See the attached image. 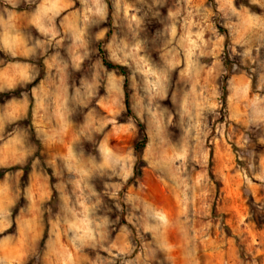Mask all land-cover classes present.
<instances>
[{
	"label": "clouds",
	"instance_id": "9594fccd",
	"mask_svg": "<svg viewBox=\"0 0 264 264\" xmlns=\"http://www.w3.org/2000/svg\"><path fill=\"white\" fill-rule=\"evenodd\" d=\"M0 96V264H264V0H0Z\"/></svg>",
	"mask_w": 264,
	"mask_h": 264
},
{
	"label": "rangeland",
	"instance_id": "374dc122",
	"mask_svg": "<svg viewBox=\"0 0 264 264\" xmlns=\"http://www.w3.org/2000/svg\"><path fill=\"white\" fill-rule=\"evenodd\" d=\"M3 96H0V102L3 100ZM149 183L150 187L152 188L153 193L156 195V197L162 201H167L170 203V198L166 195L165 191L158 185L156 184L151 177H149Z\"/></svg>",
	"mask_w": 264,
	"mask_h": 264
}]
</instances>
